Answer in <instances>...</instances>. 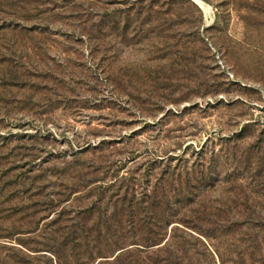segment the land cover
I'll use <instances>...</instances> for the list:
<instances>
[{
  "label": "rangeland",
  "instance_id": "rangeland-1",
  "mask_svg": "<svg viewBox=\"0 0 264 264\" xmlns=\"http://www.w3.org/2000/svg\"><path fill=\"white\" fill-rule=\"evenodd\" d=\"M196 1L0 0V26L34 28L0 31L1 257L95 264L175 228L195 264H238L255 235L264 264V0ZM154 187L185 203L156 245Z\"/></svg>",
  "mask_w": 264,
  "mask_h": 264
},
{
  "label": "trees",
  "instance_id": "trees-1",
  "mask_svg": "<svg viewBox=\"0 0 264 264\" xmlns=\"http://www.w3.org/2000/svg\"><path fill=\"white\" fill-rule=\"evenodd\" d=\"M0 31H7L10 32L11 34L14 35H19V34H30L34 31V28H31L29 26H23V25H12V24H2L0 26ZM6 33V32H5ZM11 59L5 57L3 61H9ZM16 74V73H15ZM11 75V82H19V75ZM89 150V146L82 148L79 153H75L74 157L78 158L79 155H82L83 153L87 152ZM66 167H64L63 169H65ZM29 175V172H27ZM27 179L30 180V182L32 183L34 181L35 176H26ZM13 181H17V180H13ZM18 183V182H17ZM128 196H130L127 191L125 192V195L123 196V200H126L127 203V207L130 211V209H132L131 207L134 205L133 204V200H134V193H131V197L127 198ZM31 197V195H30ZM148 199L147 201L143 198V200H145L146 204L149 205L148 206H144L143 209L149 210L153 216L152 219H154V223L155 226H153L152 228H149V230H147L149 232V238L151 243H153L152 245H156V237H158V235H160L161 231H164V227L166 226V213L167 210L169 208H172V206H177V207H184L185 203L183 202H179V200H175V202H171L168 200V198L166 197L165 193H163V195L158 199L157 198V190L153 189L152 192V197L150 194L147 195ZM236 200V198H234ZM157 200V201H156ZM126 203H124V205H126ZM140 203V202H139ZM138 204V202H137ZM142 204V203H141ZM159 208H155V206H158ZM32 206H28L25 207L24 209H30ZM49 206H45V208L43 209L44 211L49 209ZM32 209V208H31ZM27 211V210H25ZM91 208H88V210L85 211H79V214H77L78 216H76V218H79L80 216H83L84 213L86 212H90ZM38 212H40V210H36V208L33 210V212H28L29 214H26L25 216H29L30 218L27 222V224H31L29 228L26 229V232H34L36 229V226H32V224L34 225H38V222L36 221V219L34 218V215L38 214ZM57 216L59 218V220L61 219V216H63L64 214V209H60L59 212H57ZM134 214V213H133ZM156 214H160L161 217H164L163 222L160 221V219H158V217L156 216ZM127 216V215H126ZM58 218L54 219L53 222H57L59 221ZM103 219V223L105 225V231L111 236V240L114 243H117L119 241V239H123L125 236V228L123 227L122 223H123V219L119 216V211H118V207L116 206V208L110 213V215L105 216ZM176 229L172 228L171 230V234L169 235V237L167 239H165V241H161L158 244H161L155 248H152L150 250H146V249H133V247L127 248V249H120V251L115 254V255H111L110 258L105 259V260H99L97 261L95 264H195L193 261V254L191 253L189 246L186 245L185 241L183 239H181L179 236H177L175 234ZM61 232L59 227L53 228L51 229V234H55ZM20 233V232H19ZM24 233V232H23ZM165 237V235H163ZM246 237H249V235L247 234ZM71 241V240H70ZM69 240H65L63 245H70L71 243ZM74 241V240H73ZM72 241V242H73ZM73 245H70L72 251H74V255L76 256L77 259H80V249L78 251H76V245H74V243H72ZM118 246H122V244H117L116 247ZM11 250L13 251L14 248H10V252ZM237 251V250H236ZM246 251V252H245ZM8 252V251H7ZM19 252H23L22 250H19ZM57 253V252H55ZM246 253L250 259H252V264H255L257 262L256 257L258 254L263 253V247H262V243L258 242V235L253 236L252 238L249 237V244L247 245V247L245 248L244 252ZM241 251H238V261H236L238 264H243L244 263V255ZM23 254L26 255V253L23 252ZM92 252H88V256L87 257H91ZM24 255V256H25ZM79 255V256H78ZM22 257V255H20L19 253H12V254H5L4 257H1L0 254V264H8L9 263V258L10 259H14V263L16 264H25L27 262L25 257ZM78 256V257H77ZM106 257V256H105ZM57 264H61L59 261V256H58V260H56ZM79 264H84V261H80ZM220 264H226L225 262V258L223 257V255L220 254Z\"/></svg>",
  "mask_w": 264,
  "mask_h": 264
},
{
  "label": "bare ground",
  "instance_id": "bare-ground-1",
  "mask_svg": "<svg viewBox=\"0 0 264 264\" xmlns=\"http://www.w3.org/2000/svg\"><path fill=\"white\" fill-rule=\"evenodd\" d=\"M201 9H203L200 4L196 1V0H193ZM204 8L206 10V12L209 10V8L204 4Z\"/></svg>",
  "mask_w": 264,
  "mask_h": 264
}]
</instances>
